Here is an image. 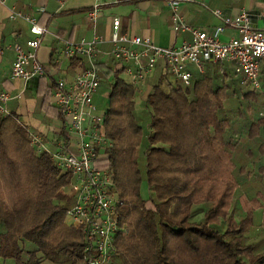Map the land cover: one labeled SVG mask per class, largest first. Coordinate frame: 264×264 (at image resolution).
I'll return each instance as SVG.
<instances>
[{"label":"trees","instance_id":"obj_1","mask_svg":"<svg viewBox=\"0 0 264 264\" xmlns=\"http://www.w3.org/2000/svg\"><path fill=\"white\" fill-rule=\"evenodd\" d=\"M116 67L98 88L110 146L97 164L111 172L121 201L110 264H264L255 213L264 216V200L257 192L258 204L243 214L236 205L242 185L264 181V112L249 115L264 110V92L235 69L210 65L189 85L166 70L144 97ZM261 74L264 88V64ZM51 91L41 92L43 108L60 117ZM29 134L15 114L1 117L0 264H88L83 230L65 224L74 203L61 190L69 174Z\"/></svg>","mask_w":264,"mask_h":264},{"label":"built area","instance_id":"obj_2","mask_svg":"<svg viewBox=\"0 0 264 264\" xmlns=\"http://www.w3.org/2000/svg\"><path fill=\"white\" fill-rule=\"evenodd\" d=\"M186 1L190 0H166L172 11L173 31L191 35V40L184 41L178 47L158 46L150 37L129 38L118 32L113 34L111 56L118 62L126 63V66L128 64L125 70L130 82L136 87L141 86L159 61L165 63L166 70L176 80L186 85L192 80L190 65L204 73L208 63L222 65L229 62L234 64L235 73L241 76L245 84L255 91H263L261 68L264 64V30L254 27L250 14L245 11L235 16H225L221 10H215L222 20L221 25L209 31L193 27L178 12L180 5ZM0 2L3 4L6 0ZM96 8L90 13L92 21L96 19ZM39 11L44 12V9L40 8ZM19 19L28 22L31 32L36 36L26 42L28 51L19 43L12 46L16 58L11 75L29 82L44 75L45 67L38 60L37 50L47 30L36 18L13 10L10 20ZM114 26H119L117 18L114 19ZM227 28L233 33L223 40ZM104 41L103 36L95 35L90 41L65 42L63 49V54L68 58L84 55L90 62V68L71 84L59 80L53 92L54 103L64 118L69 136L78 141L77 151L72 152L65 140L58 142L56 150H50L41 136L29 134L31 145L49 154L57 166L69 174L68 183L62 187L74 198L67 218L83 230L87 241L85 259L88 264H110L121 209V201L114 193L111 172L97 164L102 153L110 146L102 132L103 114L97 112L94 103L101 82L95 61L99 46ZM12 99L8 91L0 90V115L10 114L7 105Z\"/></svg>","mask_w":264,"mask_h":264},{"label":"crops","instance_id":"obj_3","mask_svg":"<svg viewBox=\"0 0 264 264\" xmlns=\"http://www.w3.org/2000/svg\"><path fill=\"white\" fill-rule=\"evenodd\" d=\"M97 6V8H96ZM43 8L44 12L39 9ZM97 9L96 19H90V13ZM13 10L22 11L37 19L46 28L42 44L37 50L38 60L45 67L44 77L34 78L29 82L13 78L12 66L16 58L12 46L19 43L25 51L26 42L35 38L31 26L25 20H10ZM221 10L225 16H235L245 11L250 14L254 27L264 30V0H190L182 3L179 14L191 26L209 31L221 25L222 20L215 14ZM119 20V26H114V19ZM115 32L127 37H150L161 47H178L184 41L191 40L187 32L175 33L172 29V11L166 0H6L0 2V90L8 91L13 99L8 103L9 113L17 116L20 124L29 132L41 136L50 150H56L61 141L63 130L68 132L64 118L60 115L46 114L43 108L42 90L52 87L48 96L50 106L57 108L53 100L56 83L64 80L71 84L85 70L90 68L89 59L84 55L68 58L63 54L65 42L78 43L90 41L95 35H101L105 41L99 46L96 65L100 77L111 78L109 66L122 69L123 77L130 82L125 68L126 63L118 62L111 56L114 47L112 36ZM227 28L223 40L232 35ZM213 65L208 63V66ZM219 66L223 71H234L233 63ZM196 68L189 66L192 78ZM166 72V65L159 61L154 71L139 86L144 97L152 91V85ZM198 73H201L198 71ZM204 72V73H205ZM45 79V80H44ZM264 92V88L263 91ZM102 95L97 90L95 98ZM97 112L103 114L96 105ZM3 117L0 115V119ZM55 122V123H54ZM66 132V133H67ZM78 141L70 136L68 147L77 151ZM104 156L102 153L101 158Z\"/></svg>","mask_w":264,"mask_h":264},{"label":"rangeland","instance_id":"obj_4","mask_svg":"<svg viewBox=\"0 0 264 264\" xmlns=\"http://www.w3.org/2000/svg\"><path fill=\"white\" fill-rule=\"evenodd\" d=\"M192 71L197 72V69L192 68ZM105 102L106 101L104 99H102L100 96H97L95 98V104L101 108L104 107V105L106 104ZM234 103L236 104L235 100L232 103L233 105L229 104V107L232 106V108H234L235 107ZM138 109H140V106L138 107ZM263 112H264V110H262L260 108L258 110L251 111L249 115L253 118L254 115L259 116V115L263 114ZM61 190L63 192H66V193H70L69 191H64L62 188H61ZM257 192H260V194L257 196L259 199H257V200L263 201L264 200V198H263L264 197L263 196L264 195V181L262 183H260L259 180L253 181L252 179H250L247 184L242 185V187L240 189H238L237 195H236L238 203L236 205H237L238 210H240V214H243V212L245 213V211H248L250 208H252V206L255 205V203L258 204V201L253 200V196H255V194ZM141 194H142V197L144 199H147L150 196V190L148 188V184H147V181L145 180V178L143 179L142 184H141ZM255 210H256L255 213L258 214L256 216L258 221L257 220L256 221H257V223L259 221H261V224H262L261 227L264 229L263 210L259 209V208H255ZM65 224L68 225L69 227L72 226L74 228H77L75 225H73L71 223V221L68 220L67 217L65 218ZM258 232H259V229H258Z\"/></svg>","mask_w":264,"mask_h":264}]
</instances>
